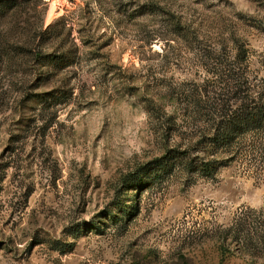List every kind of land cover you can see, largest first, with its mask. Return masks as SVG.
Returning <instances> with one entry per match:
<instances>
[{
  "label": "rangeland",
  "instance_id": "1",
  "mask_svg": "<svg viewBox=\"0 0 264 264\" xmlns=\"http://www.w3.org/2000/svg\"><path fill=\"white\" fill-rule=\"evenodd\" d=\"M238 97L264 0H0V264H264V130L181 160Z\"/></svg>",
  "mask_w": 264,
  "mask_h": 264
},
{
  "label": "trees",
  "instance_id": "2",
  "mask_svg": "<svg viewBox=\"0 0 264 264\" xmlns=\"http://www.w3.org/2000/svg\"><path fill=\"white\" fill-rule=\"evenodd\" d=\"M60 62H64L60 59ZM239 88L241 85L239 84ZM237 107L234 110L227 111L223 109L222 115L216 121L211 129L210 144L215 152L212 154L219 155L208 161L204 158L192 159L191 157L181 158L185 161L187 168L190 172H202L210 174L216 169L219 159H226V156L235 157L244 145L245 139L253 133H260L264 130V106L260 105L255 99L243 100L237 98ZM226 110V111H225ZM231 112V114H229ZM193 145L192 148H194ZM233 155V156H231ZM221 161H223L221 159ZM220 161V162H221ZM219 164V163H218Z\"/></svg>",
  "mask_w": 264,
  "mask_h": 264
},
{
  "label": "bare ground",
  "instance_id": "3",
  "mask_svg": "<svg viewBox=\"0 0 264 264\" xmlns=\"http://www.w3.org/2000/svg\"><path fill=\"white\" fill-rule=\"evenodd\" d=\"M56 15H57L56 14V1H53L51 4V9H50L48 17H47L48 23L52 22L54 20V18L56 17Z\"/></svg>",
  "mask_w": 264,
  "mask_h": 264
}]
</instances>
